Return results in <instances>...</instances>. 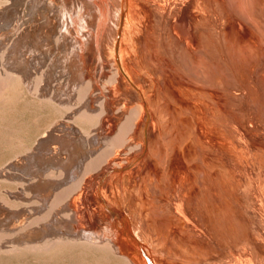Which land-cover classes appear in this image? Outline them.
<instances>
[{"label": "bare ground", "instance_id": "1", "mask_svg": "<svg viewBox=\"0 0 264 264\" xmlns=\"http://www.w3.org/2000/svg\"><path fill=\"white\" fill-rule=\"evenodd\" d=\"M152 1L151 4L155 5L156 3L154 4L152 3ZM188 1L190 2V0ZM230 3L235 8L237 14H239L238 16H240L241 19L245 20L247 24L249 23L250 25H252V27L254 26L256 29H258L261 33L260 35H262V38L264 39V0H230ZM130 4V0H6V2H4V4L0 6V72H5V74L9 78H16L22 81L25 80L27 82V85L30 82L33 86V92H36V90H40V86L42 85L44 80L45 85L43 86L44 88H42V90L40 91L42 95V98L40 99L43 101L51 102L53 105H56L60 108H65V110L70 111L68 113L70 115L67 114L69 118H67L66 116L67 119L65 118V121H61L62 124L60 123V125L62 126L53 129V127H55L54 124L53 126L49 127L45 134L43 132V135L40 137V140H38L35 147L28 148L23 152L20 151L21 153H18L20 154L18 158L11 160V162L5 169L0 170V181L8 182L10 184H14L12 186L21 188L20 192H13L16 198H20L21 196H23L25 198L22 200L25 201L26 199L27 201V199L29 200L30 198L28 193L30 194L31 192H33L31 196L35 194L39 196V199L38 197L35 198L38 199V201L40 200V203L36 202L35 199L34 201H32V205H34L33 210L31 208L20 210L19 206L21 207V205H23L22 202L16 201V203L14 201L15 204H13L14 206L12 205V207L16 208V211L9 212V209L7 208V213L5 212L4 207L1 208V204H3L4 202L3 205H5L8 198H0V219L5 218L1 226L3 228H6V226H8L9 229L16 228L17 226L25 222L26 215L30 216L35 214L37 209L36 206H39L40 208L38 207L37 212H39L40 210H45L43 211L45 213H47L46 210H48V212L54 211V213H51L50 215L52 217L49 219V215L46 214L41 218H36L35 221L30 222L27 225L25 224V227H21V229L17 230L18 232L16 233L17 235L22 234V243H12L10 245L16 246L19 244H25V246L28 248H38L53 243L58 239H63V241L64 239L69 241L76 239L83 245H89L103 250L107 249L115 257L123 258L128 264H231V259L235 260L237 263V259H235V256L234 258H231L232 254H234L233 251H231L233 252L231 253V256L228 254L231 259H229L226 255L225 260L218 259L217 257V260L215 261H207L205 259V261L202 262L201 259L206 257L207 252L203 250L199 245H193V242L188 239L189 237L185 238L182 235H175V233L173 235L171 232H169V230L161 231L158 227L155 226L156 224L154 223V221L153 223L150 221V218H157L158 216H166L168 220L172 218L170 213H168V211H166L164 208L156 206L155 204H153L152 206L146 204L140 198L143 190L146 192L145 194H156L158 185L160 184V180L158 176L153 172L147 171L145 177L137 182L139 184H131L132 187L130 189L127 188L128 192L123 188L125 192H123L122 194V200L127 203L124 210L131 217V224L129 220L124 217V219L126 218L127 220H125L128 221V230L126 229L124 231L123 229H120V227L118 226L119 223L114 217L103 220L101 219L102 217L99 216V212L102 211V209H107V204L102 194L104 190L102 192L101 188L104 186L103 189H111L110 182L112 181V177L115 174L121 175V181L123 185H129L131 180L132 182H134L135 178H132V176L134 175H132L131 173L140 172V166L142 162H137L135 165L134 162L130 163L129 161V163L127 162V164L125 165L126 160L123 161L124 165L120 163L121 160L119 162L120 154H129L127 150L131 149L130 147L126 150L127 152H125L124 148L122 152L120 151V145L124 143L128 127L131 126V124L129 125L128 122L133 120L135 116H137V118L140 117V115H137L139 109H134L133 112H131V115H129L128 121H125L126 123L124 122L125 124L122 127L119 126V129H117V126L115 125L117 121H115V124L113 125L112 121L114 119H112L110 116L108 118L104 117L102 121L97 122V120H101L98 119L99 115L101 116L103 114L104 116V113L106 114L108 113V111L105 112V107V110H102L103 101L105 98L103 99L102 103L99 102L95 104L96 99L98 100L99 98H102V95L108 94L109 103L106 102V104H108L109 107L115 105L113 102L117 101H113L112 99L114 98H112L111 94H109V92H104L103 88L107 84L108 86L111 85L108 82L114 83L116 81L114 84H117V82L123 81L122 79L124 78L121 75L120 76L122 77V79H120V81L117 80V78H120L118 71L126 75V72H128L129 74H137L139 73V70L143 74V77L146 76L147 78L149 72L147 73L145 68L142 67L144 65L148 68L157 70V74L166 77L165 74L167 73V68L174 66L170 63L171 66L169 65L168 67L169 61L167 60H169L168 58H173V62L174 60L177 62H175L177 64V67L179 65L178 69H180L181 71L183 70L190 76L193 75L192 77L196 78L197 83L203 84L206 89L219 90L227 94L228 106H226V108L227 110L231 111V113L233 111V105H235L230 90L235 79H233V74H231L229 71L231 70L229 68V62L227 63L225 59L221 58L220 53H218L216 50H213L214 47L211 42L210 44L206 42V39H208L209 37H207L205 33L207 32L209 36L210 32H208V30H205L206 32L203 31V28L201 27L197 28V36L199 40H201V42H199L200 44L198 42V44H195L196 42L192 43L191 41V36L195 35H191L193 33L192 28L190 34L191 38H182L179 34L178 27L173 24L175 20L173 23L169 21L170 24L164 20V22L169 24L168 27L165 23V25L167 26L165 27L169 31V33L167 32L168 34H166L167 39H169L168 41H170L171 43V45L169 44V48H166L163 44V38L166 32H163V34L161 33L163 35L161 36L158 32V29L152 33V30L154 28H147L151 32V41L152 43H154V46L150 47L147 43L142 44L143 48L141 49H143L144 51L143 53V51L141 50V52L143 53V65L141 66V63L139 64L140 58L134 54H132L131 56L129 55V57L131 58V62L129 64H125V56L123 52H120V50L119 54L124 67H118L119 63H117V61L120 33ZM163 5L161 6L163 7ZM161 6L159 8H162ZM155 14L156 16L158 15V13ZM158 19L157 21H161V18ZM175 19H177V16H175ZM187 19L189 20L188 17ZM151 23L149 24L151 25ZM163 24L160 25L163 26ZM7 31H11V34L9 35L10 39L8 41ZM154 34L155 37H153ZM145 39H147V37ZM144 42H146V40ZM195 45L197 46L195 47ZM200 45H202L203 47H201ZM247 48L249 47L247 46ZM250 49L251 48H249V50ZM8 50L10 58L9 61H7ZM249 50L246 51L248 52ZM231 52L232 51L229 50L227 53V56L229 57L228 61H233V54H231ZM149 56L151 58H149ZM145 57H147L146 59L149 58L151 60H149V62H146ZM114 66L115 68H118H116V70L118 71H115V73L117 72L119 77L116 75L117 73L114 77V71L112 73L113 76L110 73ZM7 68H11L12 70L9 71V69L7 70ZM96 69L97 71L95 72V74H93ZM177 71L175 70L176 73H178ZM258 71L259 79L254 80L252 85L250 84L248 86L251 89L250 92L252 91L255 94V101L258 102L256 103V105L259 106L263 105L264 103V66L261 67ZM20 72L23 74L24 79L22 77V74L19 75ZM37 72L40 73V76H38ZM170 72L171 71H169L168 73ZM108 75L114 77V82L111 77L109 78H111L110 80L112 82L109 80H105ZM175 76L173 75V78H175ZM175 79L174 81H176ZM177 79L179 80V77H177ZM104 80L106 81L105 85ZM145 80L146 87L151 86V82L149 83V80ZM65 81L68 85L66 86L65 90H62L64 89L62 88V83ZM161 84L163 85V87L161 88L157 99L151 103V107L154 111L152 113H155V115L153 114V116H157L159 123L164 125L166 124V122H168L170 117V115L165 111L171 106H163L162 99L164 97H167L169 101L174 105H179V103L176 101L175 95L170 91L169 88H167L168 83L166 82L165 78L163 79V83ZM184 84L185 83H183V85ZM235 85H237V83ZM108 86L106 88H108ZM113 86L111 85L112 88ZM170 87L173 88L172 85ZM114 88L116 87L114 86ZM74 90H76V98L72 99V97L74 96ZM93 90H96V95L91 93L94 92ZM116 90L118 89H115V91ZM107 91H109V89H107ZM110 91H112V89H110ZM150 92L147 91V93L149 94ZM49 93H51L50 98H47L46 94ZM97 93H99V95ZM209 93L211 92L209 91ZM54 94L55 97H53ZM114 94H116V92L113 93V95ZM115 96L116 95H114V97ZM135 96L137 97L138 94ZM70 98L72 100H75L73 101L75 105L73 104V106L71 107L68 105ZM56 100L63 105H60L59 103L57 104ZM137 100H139V103L141 102L140 99L137 98ZM218 102H220V104L224 103V101ZM81 105H83V107L79 108ZM142 105L143 104H139L138 107L141 108ZM220 106L223 105H219V103L215 104L216 115L214 116V119L217 120L218 117L220 121H223V118L221 119L218 116L222 112ZM78 108L80 109V111L73 113V111ZM94 109L99 110L96 113L93 111ZM110 109L116 110V108H109V111ZM142 109L143 106L141 110ZM102 111L104 112L102 113ZM139 112L142 113V111ZM109 118H111L112 120H110ZM143 118L145 119V117ZM116 119L118 120L117 117ZM109 120L112 124L109 122ZM147 122L148 120H145V124H143V126L139 130L143 134L144 127ZM94 127L95 130L92 132L91 128L94 129ZM131 128L132 127H130L129 129ZM116 129L118 131L115 135H113ZM130 132L131 131H129V133ZM168 133L170 134V132ZM152 151L154 158L159 161L160 166L165 171V175H167L170 164L171 148L168 147V151L165 154L161 151H155V149H152ZM121 156L123 157V155ZM127 157L130 156H126V158ZM205 157L202 152L198 158L199 167L195 171L193 180L195 185H197V189L199 190V193H197V191L195 193L199 195L197 198H194L192 206H194V212L197 214L202 223H205V221H209L210 225L214 227L217 224L218 218H221L222 223L227 227L229 226L231 214V209H229L230 203H236L233 202L236 199H234L235 197L232 196L230 186L226 183L225 177L222 175L215 176V172L213 173L211 171L212 164H209ZM130 159L132 158L130 157ZM48 174H50L51 176L54 174L59 176H52V178H50L51 176ZM191 175L193 176L192 173ZM115 177H117V175H115ZM136 178L137 180H139L138 177ZM187 181H189V178ZM141 184L144 185L143 189L140 187ZM254 186L255 185L253 184V187ZM86 187H92V196L89 195L87 191H84ZM256 188L257 187L255 186V189ZM261 193L263 192L261 191L259 195ZM87 195H89L90 197H87ZM251 195L250 197H252ZM260 196L264 197V194H261ZM90 198L93 201H91ZM213 198H216V201H218V203L222 205V211L220 213L217 210L218 204H216V201L213 200ZM71 201L75 202V207L77 206L76 210H73V214H70L71 218L69 220L62 219L60 215L61 213L59 214L58 212H56V210L64 203H68V206L72 208ZM68 206L67 208L70 211V208ZM97 206L98 209H95ZM146 207H148L147 210H145ZM183 208H180L181 213L179 215L185 213V211H182L184 210ZM89 211L94 216L92 217V219H95L93 222L91 221L92 219L90 220V222L88 221L89 223H87L89 226L86 227L84 225H87V223H85L84 219H82L78 215L82 212H86L87 214ZM40 213H42V211H40ZM185 215L186 214H184L185 220L188 221L187 223H189V217ZM179 224L180 223L178 222L177 225ZM235 224L237 223L235 222ZM168 228L170 229V226H168ZM29 229L30 231H28ZM195 229H192L193 232ZM201 231L204 232V229H200V233H196L199 234L200 237H202L201 235H203L204 237V234H201ZM122 234L124 235V240L127 241H124L127 245L123 243V238L121 237ZM14 236L10 235L9 231L7 233L6 229V231H2L0 233V240L4 241L10 237L14 238ZM195 236L198 237L197 235ZM127 246L131 247V250L135 249L140 253V255H138L140 256L139 258L141 262H139V260L137 259L138 255H134V252L131 253L132 251H129L127 249ZM218 247H221L220 244ZM228 249V251H230L233 248ZM241 250H243L242 247L238 251L242 252ZM244 251L247 250L245 249ZM240 252L239 258L241 256L245 257L244 255H242L244 252H242V254H240ZM226 257L229 260L226 259ZM250 257L254 259L255 255L253 254ZM240 259L244 261L243 259L246 258ZM256 261L258 260L256 259ZM253 263L254 260L251 264ZM262 263L259 262V264Z\"/></svg>", "mask_w": 264, "mask_h": 264}, {"label": "rangeland", "instance_id": "2", "mask_svg": "<svg viewBox=\"0 0 264 264\" xmlns=\"http://www.w3.org/2000/svg\"><path fill=\"white\" fill-rule=\"evenodd\" d=\"M132 1L133 0H130L131 4L129 5V10L127 11L128 18L126 16L125 21L123 22L124 28L122 27L120 33L117 61V63H119L118 67H124L119 54L120 50V52H123L125 56V64H129L131 62V58L129 57V55L131 56L132 54H134L140 58H138L139 64L141 63L140 65H143L142 58L144 51L143 49H141L143 48L142 44L147 43L150 47L154 46V43H152L151 41V32L149 31V29H152V27L154 28V31L152 30V33L158 29L159 34L163 36V32H166L163 38V44L166 48H169L171 45L166 35L169 33V31L166 29L167 26L169 27V21L173 23L175 20L173 24L178 27L180 36L182 38L188 39L192 37L191 41L192 43L196 42L195 44L201 42V40H199L197 36V28L201 27L203 28V31L208 30V32L211 33H209L208 36L207 32L205 31L206 36L209 37L208 39H206V42L209 44L211 42L214 47L213 50H216L218 53H220L221 58L225 59L227 63L229 62V68L231 69L229 71L231 74H233V79H235L233 81V86L237 83V85H235L236 87L231 86L230 89L235 105H233V111L231 113V111L227 110L226 108V106H228L227 94L219 90L206 89L203 84H199L196 82V78L192 77L193 75L190 76L183 70L181 71L180 69H178L179 65L177 67V62L175 60L173 62V58H168L169 60H167L169 61L168 67L169 65L171 66V64H173L174 66L167 68V73L165 74L166 77L157 74V70L148 68L144 65L142 67L145 68L147 73L149 72L148 76L150 78L148 76L147 78L146 76L143 77V74L139 70V73L137 74H129L128 72H126L127 74L125 75L124 73L116 70L117 67L115 68L114 66L115 69L113 68L111 70L112 72L110 71L111 75L114 71L113 75L115 77V74L117 73H115V71H118L119 76L121 75L124 79H127L124 80L120 76V78H117V80L120 81V79H122L123 81L114 84L116 81L114 82V77H112L113 75H108L106 77L105 80L107 81H111V78L113 79L114 83H108L112 86L114 85L116 88H114V86L112 88L111 85L108 86L107 84L103 88V90L104 92H109V94H111L112 98H114L112 99L113 101H117L113 102L115 104H112L114 107H109L108 104H106V102L109 103L108 94L102 95V98H99L98 100L95 98V104L99 102L102 103L103 99L105 98L103 101V107L102 105L101 107L102 110H105L104 107L106 108L105 112L108 111V113H104V116L102 114L104 111H102V113H100L102 115H99L98 118L101 120H97V122L102 121L104 117L108 118L110 116L112 119H114L112 121L113 125L115 124L114 122L117 121L115 125L117 126V129H119L128 121L129 115H131V112H133L134 109H139V111H142V113L138 111L137 115H140V117L137 118V116H135L133 120H131L132 122H128L129 125L131 124V126L128 125L129 127L126 132L125 141L123 144L120 145V151L123 152L125 148V152L128 151L129 154L121 153L119 158V162L121 160L120 163L123 165L124 160H126L125 165L128 161L130 163L134 162V165L137 162H142L140 166V172L131 173L132 175H134L132 176V178H135V183L131 180L129 185H123L121 181V175L115 174L117 175V177L113 175L112 181L110 180V184L112 186H110L111 189H103L104 186L101 188L102 192L104 190L102 194L105 198L107 209H102V211L99 210V216L102 217L101 219L103 220L114 217L120 224H118L120 229H123L125 231L127 228L125 227L122 221L124 217H126L131 224V217L124 210L127 203L122 200V194L123 192L130 189L132 185L139 184L137 182L145 177L147 171L153 172L158 176L160 180V184L158 185L156 194H145L146 192L143 190V196L141 195L140 198L146 204H149L151 206L155 204L156 206L164 208L166 211H168V213H170L172 217L170 220H168L166 216H158L157 218L153 217L154 219L150 218V221L152 223L154 221L156 227H158L161 231L169 230V232H171L173 235L175 233V235H182L185 238L189 237L188 239L193 242V245H199L203 250L207 252L206 257L201 259L202 262H204L205 259L207 261H215L217 260V257L218 259L225 260V256L227 255L229 259L234 258L235 256V259H237V263L235 260L231 259L233 264H239L241 262V264H246L250 262L252 263L253 260L255 264H259V262L262 263V261L264 263V199H262L264 197H262L263 195L260 196L261 194H264V103L263 105H256V103L258 102L255 101V94L252 91L251 92L253 94L250 92L251 89L248 86L250 84L252 85L254 80L259 79L258 70L264 66V39L262 38V35H260L261 33L254 26L252 27V25H250L249 23L247 24L245 20L241 19V17L238 16L239 14H237V12L235 11V8L230 3V0H190V2L188 0H153L154 2L152 0H134L133 2ZM151 1L152 3L156 4H151ZM4 2H6V0H0V6L4 4ZM189 3L191 6L189 5ZM159 5H163V7L161 6L162 8H159ZM186 6L189 9H187ZM155 13H158V15L156 16ZM175 16H177V19L181 21L175 19ZM186 16L189 18V20ZM156 17L161 18V21H157L158 18ZM164 20L167 21L169 24L164 22ZM158 22L160 24L164 23V27L161 26ZM149 23H151V25ZM165 23L167 26L165 25ZM144 24H146L147 27ZM191 28L193 29L192 34ZM10 34L11 31H7V41L10 39ZM190 34L195 35L190 37ZM146 37L147 39H145ZM153 37H155V34L153 35ZM144 39L146 40V42H144ZM214 45L216 46V49ZM196 46L197 45H195V47ZM200 46L203 47L202 45ZM247 46L251 48V51L249 50V48H247ZM9 50L7 51V61L10 60ZM141 50L143 51V53L141 52ZM229 50L232 51L231 54H233V61H228L229 57L227 56V53ZM246 50L249 51L247 52ZM146 58L147 57H145L146 62H149V60H151L149 59L151 58L150 56L148 59ZM8 69L9 71L12 70L11 68H7V70ZM168 70L171 72L168 73ZM175 70H178L177 72L180 75L176 73ZM96 71L97 69L93 72V74H95ZM118 73L116 74L117 76ZM0 74V170H2L8 166L11 160L18 158V156L20 155L18 153H21L28 148L35 147L36 143L38 142V140H40V137L43 135V132L45 134L49 127L53 126L54 124L55 127H53V129L62 126L60 125V123L62 124L61 121H65L66 116L67 118H69L68 115L70 114L68 113L70 111L65 110V108H60L56 105H53L51 102L43 101L40 99L42 98L40 91L42 90V88H44L43 86L45 85L44 80L42 85L40 86V90L38 91L35 89L37 92L36 94L35 91V93L32 91L33 86L30 82L27 85V82L25 80L22 81L16 78H9L5 74V72L3 73V71H1ZM21 74L22 73L20 72L19 75ZM37 74L38 76H40V73L37 72ZM173 75H176V79L173 78ZM177 77H179V80L177 79ZM144 78L149 80V83L151 82V86H147L148 88L146 87V80ZM164 78L168 83L167 88H169L170 91L175 95L176 101L179 103V105H174L172 102L169 101L167 97H164L162 99L163 106H171L165 111L170 115V117L168 122L163 125L159 123L157 116H153V114L155 115V113H152L154 111L151 107V103L157 99V96L161 88L163 87L161 83H163ZM174 79L176 81H174ZM183 83L185 84L183 85ZM105 84L106 81L104 82V85ZM67 85L68 84L66 81L63 82L62 88L64 89L62 90H65ZM171 85L173 88L170 87ZM107 86L108 88H106ZM107 89H109V91H107ZM110 89H112V91H110ZM115 89L118 90L115 91ZM93 91L94 92L91 93L96 95V90ZM147 91L152 92H150L149 94L147 93ZM209 91L211 93H209ZM216 91L219 92L217 93ZM115 92L116 94L114 95H116L117 97H114L113 95V93ZM220 92L221 94L223 93V97ZM75 94L76 90H74V96L72 97V99L76 98ZM97 94L99 95V93ZM137 94L138 96L136 97L135 95ZM50 95L51 93L46 94V97L50 98ZM53 97H55V94ZM137 98L140 99L142 103H139V100H137ZM217 98L221 100H218ZM72 99L70 98V101L68 102V105L70 107L73 106V104L75 105V103L73 102L75 100ZM218 101H224V103L220 104V102ZM56 102L57 104L59 103L57 100ZM218 103L219 105H223L220 106L222 112L218 116L221 119L223 118L224 122L220 121L218 117L217 120L214 119V116L216 115L215 104ZM59 104L63 105L62 103ZM139 104H143L142 110V106L141 108L138 107ZM107 106L112 109L116 108V110L113 109V111L110 109V111L112 112L111 113ZM82 107L83 105H81L79 108ZM79 108L75 109L73 113L80 111ZM98 110L99 109H94L93 111L97 113ZM116 117L120 121H118ZM143 117H145V119ZM111 118L109 119L112 120ZM145 120H148V122L144 127L143 134L139 130L143 126V124H145ZM219 121L222 123H220ZM130 127L132 128L129 129ZM92 129L93 128H91V131L93 132L95 130V127L93 130ZM117 129L113 135L116 134V132L118 131ZM129 131L131 132L129 133ZM168 132H170V134ZM166 134H168L169 136ZM130 147L131 149H129ZM168 147L171 148L170 164L168 168V174L165 175V171L160 166L159 161L154 158L152 149H155V151H161L165 154L168 151ZM202 152L204 154V157L206 156L205 158L207 159L209 164H212L211 171L213 173L215 172V176L222 175L225 177L226 183L230 186L232 196L235 197L234 199H236H233L234 201L232 200L236 203H230L229 209H231V214L229 226L227 227L224 226L221 221V218H218L217 224L214 227L210 225L209 221H205V223H202L197 214L194 212V206H192V203L194 198L198 197L199 194L197 193H199V190L197 189V185H195L193 179L195 171L199 167L198 158ZM134 154L136 157L134 156ZM121 155H123V157ZM126 156H130L132 159H134L132 160L130 159V157L126 158ZM191 173L193 174V176L191 175ZM52 176L56 177L59 175L54 174ZM52 176L50 178H52ZM136 177H138L139 180H137ZM188 178L189 181H187ZM253 184L258 188H256L257 190L255 189V186L253 187ZM12 185L14 184L0 181V196L2 195L0 198L5 197L9 200H7V203H5V205H3V202V204H1L2 207L0 206L1 208H5V212H15L16 208L12 207V205L15 204L16 201H21L23 204L21 205V207L19 206L20 210L25 208H31L33 210L34 205H32V201H34V199L36 202L40 203V200L38 201L39 196L35 194H33L34 196H31L33 192H31L30 194L28 193L29 197L32 198H29V200L27 199V201L26 199L25 201L22 200L25 198L23 196H21L22 198L20 197L21 200L19 197L16 198L13 192H20L21 188ZM92 187H86L84 190L87 191L91 196ZM140 187L143 189L144 185L141 184ZM123 188L125 189V191ZM196 191L197 193H195ZM259 191H262L263 193L259 195ZM89 195H87V197ZM250 195L252 197H250ZM35 197H38V199H36ZM213 200L216 201V198H213ZM91 201L93 200L91 199ZM216 204H218L217 210L220 213L222 211V205L218 203V201H216ZM67 206L68 203H64L56 210V212H58L59 214L61 213V218L65 220H69L71 218L70 214H73V210H76L77 207H75L74 201H71V206L73 209L68 206L70 208L69 211ZM36 207V213L30 216L26 215L25 222H23L16 228L9 229L8 226H6V228H3L1 225L3 224L5 218L0 219V227H2L0 228V231H6L7 229V233L9 231L10 235H15L14 238L10 237L4 241L0 240V264H128L123 258L115 257L107 249L103 250L89 245H83L79 243L76 239L70 241L65 239L64 241L63 239H58L59 242L57 240L53 242L54 244L50 243L51 245L48 244L38 248H28L25 246V244H19L16 246L10 245L12 243H22V234L17 235L16 233L18 232L17 230L21 229V227H25V224L27 225L30 222L35 221L36 218H41L46 214L49 215L48 217L50 219L52 217L50 216L51 213H54V211L48 212V210H46L47 213L43 212L45 210H40L42 211V213H40V211L37 212L39 206ZM180 208H183L184 210L182 211H185V213L182 212L183 214L179 215L181 213ZM95 209H98V206ZM147 209L148 207H146L145 210ZM184 214H186L185 216L189 217V221L192 224L194 223L193 225L190 222V225L189 223H187L188 221L185 220ZM78 216L84 219L85 223H87L88 221L90 222L92 217H94L93 214L90 213V211L87 214L86 212H82ZM94 219H92L91 221L93 222ZM178 222L180 223L179 225H177ZM235 222L237 224H235ZM88 223L87 225H84L83 223L82 224L88 227ZM168 226H170V229L168 228ZM192 227L194 229H197H195L193 232ZM200 229H204L205 233L201 231V234L203 233L204 237L201 234L200 235L202 237L197 234ZM28 231H30V229ZM192 233L195 234L193 235ZM190 234H192L193 236ZM207 234L211 237H209ZM195 235H197L200 239ZM121 237L123 238V243L127 245L124 242L126 240H124L123 234ZM211 239L215 242H212ZM73 241H75L76 243ZM225 241L227 242V244ZM214 243L217 244V247L220 244L221 247L217 248L216 244ZM241 247L243 248V250H241L242 252H244L243 254L242 252L238 251L241 249ZM228 248L233 249L228 251ZM244 248L247 251H244ZM127 249L129 251H132L131 253L134 252V255H140V253L135 249L131 250V247L127 246ZM231 251L234 252V254H232L233 257L231 256V253H233ZM239 252L240 254L245 256H241L240 258H246L247 261L246 259H243L244 261H242V259L239 258ZM245 252L247 256L245 255ZM228 254L231 256V258ZM235 254L238 256V258ZM253 254L255 255V258L258 261H256L255 258L253 259L250 257ZM139 255L137 259L139 260V262H141ZM228 258L226 257V259ZM248 258L250 259V261Z\"/></svg>", "mask_w": 264, "mask_h": 264}, {"label": "water", "instance_id": "3", "mask_svg": "<svg viewBox=\"0 0 264 264\" xmlns=\"http://www.w3.org/2000/svg\"><path fill=\"white\" fill-rule=\"evenodd\" d=\"M125 219H126V218H125ZM125 219H123L122 222L124 223L125 227L128 229V228H129L128 225H127V224H128V221H126L127 219H126V220H125Z\"/></svg>", "mask_w": 264, "mask_h": 264}]
</instances>
